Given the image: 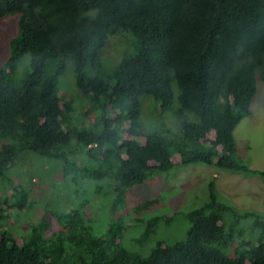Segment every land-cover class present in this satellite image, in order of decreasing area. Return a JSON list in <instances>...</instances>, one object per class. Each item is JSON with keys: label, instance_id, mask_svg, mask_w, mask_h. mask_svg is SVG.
Segmentation results:
<instances>
[{"label": "trees", "instance_id": "16d2710c", "mask_svg": "<svg viewBox=\"0 0 264 264\" xmlns=\"http://www.w3.org/2000/svg\"><path fill=\"white\" fill-rule=\"evenodd\" d=\"M7 15L16 19L0 65V264H264V214L218 200L212 182L207 199L184 214L183 239L156 241L147 253H140L142 238L167 217L138 216L123 225L121 215L127 190L168 170L173 155L181 165L264 182V170L233 156V129L251 113L256 79L264 84V0H0V22ZM120 32L131 37L132 51L107 65L101 52ZM67 71L77 99L60 92ZM142 94L155 102L159 124L139 119ZM164 113L176 133L164 125ZM23 153L45 159L40 185L58 191L47 196L59 205L16 225L17 241L8 219L29 213L37 199L36 178L11 174ZM103 156L111 168L104 173L94 169ZM82 177L111 186V198L108 189V198L96 194L104 208L97 221L84 212L90 208ZM156 199H138L131 213H145ZM104 216L108 227L96 234L92 223L101 229ZM80 223L88 227L77 229ZM128 227L140 228L131 247L124 243Z\"/></svg>", "mask_w": 264, "mask_h": 264}, {"label": "rangeland", "instance_id": "374dc122", "mask_svg": "<svg viewBox=\"0 0 264 264\" xmlns=\"http://www.w3.org/2000/svg\"><path fill=\"white\" fill-rule=\"evenodd\" d=\"M15 19L16 16L7 15L0 22V65L7 57L8 43L15 33ZM131 51V37L120 32L108 36L106 44L101 52L100 59L107 65L115 64L123 55L129 54ZM26 61L27 55H24L16 69V74L20 71ZM67 70L70 69L67 68ZM70 78L71 76L69 72H65V81L63 86H61L60 92L67 97L73 95L77 99L80 95H76L77 91H75L71 82L72 78ZM256 89V95L251 104L250 115L242 118L233 129L235 142L233 156L237 163H240L241 165H246L248 168L255 170H264V84L258 79H256ZM138 99L139 119H141L142 122H146L147 127L154 122L159 124V119H157L158 109L157 107L155 109V102L153 99L146 94L140 95ZM77 101L80 106H83L82 101ZM70 102L74 104V101L71 100ZM82 111L86 114L89 121L94 120V112L86 105L83 107ZM77 119H79V117H77ZM162 121L168 130H170L171 134L178 131L177 125L169 113L163 114ZM212 136L213 133L209 132L206 137L212 138ZM4 142L7 143L8 140H4ZM21 155L22 159L14 163V169L12 170V173H10L14 176L15 180H20L23 177L25 179L29 174L32 175L34 179L36 178L37 182L34 184H37V190L33 192L32 196L37 197V199L32 203L29 213H22V215L18 216L16 219H8V222L11 225L9 230L11 229L10 232L17 241L20 240L21 236L16 233V225H20L19 228L22 226H28L29 223H31L36 216H40L46 208H52L53 206L57 207V205H59L56 201V196L52 198L47 196V193L56 194L58 191L56 192L55 189L46 184L45 186L48 188L46 191L43 187V184L45 183L44 179H47L45 175L47 169H45L46 167L44 168V163L46 162L45 159L37 157L32 153H23ZM99 158L102 162L94 168L96 171L99 169L104 173L105 168L111 169L107 164V157L105 158L103 156L102 158ZM170 158L172 166H170L168 170L155 173L153 178L147 179L139 188L138 186H134L128 189L126 193L129 201L125 202L124 209L121 211V215L125 218L128 217V213H131V206L137 204L138 199L146 198L147 200H152L157 198V202L154 200L156 202L154 203L155 207L148 208V210H145V213H131L130 219L124 218L122 220L123 225H127L130 221L133 223V220L138 216L142 221L153 215L167 217L166 219L159 217L148 235L142 238L141 244L143 246L141 247V254L147 253L156 241L170 243L175 240L183 239L187 226L184 214L190 209L200 206L207 199V185L210 182H212L218 200L230 204L233 208L238 210L247 209L253 210L258 214H264V182L258 177H244L240 173H230L222 169H217L211 165H181L177 155H173ZM75 163L78 166L83 164L79 160H76ZM20 173L21 176L18 175ZM112 174L114 175V172ZM108 178H110V176ZM151 179L153 180L149 181ZM79 181L83 183L82 199L88 202L87 205H85V209L90 208V211H84L86 216H90L91 212V215L93 216L92 218L95 221L99 218L101 219L104 208L101 199L97 197L96 194L101 192H104L105 194V189H108L111 198V186H104L103 181L99 183L101 180L97 177L95 180H89L86 177H82ZM55 182L56 184L58 183V181ZM40 183H43L42 186ZM64 191V195L69 193L67 190ZM105 198H108L107 194L104 195V199ZM130 198L132 204L130 203ZM69 209L70 206L66 210L68 211ZM106 209L109 210V207ZM108 215L110 220L115 217L113 212H109L107 216ZM107 216H104V219ZM109 221L105 219L100 222L101 229H99L98 224L95 222L92 223L94 232H96V234H99L100 231L104 232L108 227ZM80 227L86 229L88 226L80 223V225L78 224L77 229ZM123 233L124 243L131 247L133 238H136L140 234V228L129 229L128 227L123 230ZM76 236H81V233L77 232ZM133 246L137 247L141 245H136L135 242H133ZM135 249L138 250V248Z\"/></svg>", "mask_w": 264, "mask_h": 264}]
</instances>
